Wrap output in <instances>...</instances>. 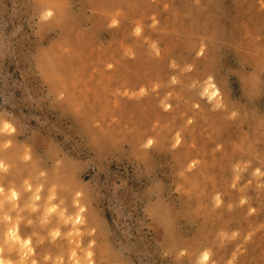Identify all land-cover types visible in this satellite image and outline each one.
I'll list each match as a JSON object with an SVG mask.
<instances>
[{
  "label": "rangeland",
  "instance_id": "obj_1",
  "mask_svg": "<svg viewBox=\"0 0 264 264\" xmlns=\"http://www.w3.org/2000/svg\"><path fill=\"white\" fill-rule=\"evenodd\" d=\"M0 264H264V0H0Z\"/></svg>",
  "mask_w": 264,
  "mask_h": 264
}]
</instances>
